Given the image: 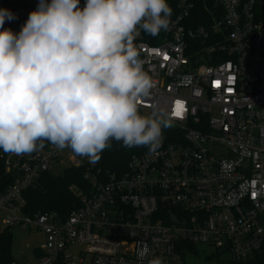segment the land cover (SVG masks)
Here are the masks:
<instances>
[{"label":"built area","instance_id":"1","mask_svg":"<svg viewBox=\"0 0 264 264\" xmlns=\"http://www.w3.org/2000/svg\"><path fill=\"white\" fill-rule=\"evenodd\" d=\"M168 3L169 29L134 40L155 85L141 112L183 104L156 153L137 146L110 170L104 152L93 164L50 143L30 158L0 150L13 178L0 192V236L15 227L41 234L34 264H147L154 256L173 264L186 245L264 262V0ZM0 8L16 17L4 28L19 33L27 11L18 0ZM64 161L84 169L90 194L67 216L31 214L26 192ZM141 242L150 248L144 259ZM3 253L0 264H22Z\"/></svg>","mask_w":264,"mask_h":264},{"label":"clouds","instance_id":"2","mask_svg":"<svg viewBox=\"0 0 264 264\" xmlns=\"http://www.w3.org/2000/svg\"><path fill=\"white\" fill-rule=\"evenodd\" d=\"M172 13L168 0H39L14 33L0 8V150L23 156L47 141L93 164L112 141L156 153L176 115L141 112L155 85L134 40L167 31ZM149 253L141 242L138 258Z\"/></svg>","mask_w":264,"mask_h":264},{"label":"trees","instance_id":"3","mask_svg":"<svg viewBox=\"0 0 264 264\" xmlns=\"http://www.w3.org/2000/svg\"><path fill=\"white\" fill-rule=\"evenodd\" d=\"M112 147L104 150L103 157L107 159L108 167L113 170L117 162H126L136 150L125 148L121 143L112 141ZM45 142V147L48 146ZM85 171L82 168L68 167L61 175H53L52 172L42 175L37 185L26 192V199L31 214L43 213L47 211L59 212L63 216L69 215L73 210L81 207L82 197L91 192L89 183L84 179ZM13 182V178L6 173L5 164L0 159V192H4ZM12 235L8 232L0 236V251L4 250V260H13L10 257V246ZM188 252L197 254V248L192 245L184 246ZM213 254L207 257L212 259ZM220 256V255H219ZM227 264H264L262 259H252L249 261L234 262L228 259Z\"/></svg>","mask_w":264,"mask_h":264},{"label":"rangeland","instance_id":"4","mask_svg":"<svg viewBox=\"0 0 264 264\" xmlns=\"http://www.w3.org/2000/svg\"><path fill=\"white\" fill-rule=\"evenodd\" d=\"M19 10L30 12L37 8L39 0H18ZM20 14L21 11L19 12ZM30 158V154L25 155ZM67 162L54 163L51 170L53 175L63 174ZM12 235V241L10 246V257L22 264H34L37 261V256L34 253L36 246L42 241L41 234H33L24 232L22 229L15 227L10 230ZM197 254L188 253L183 260L174 261L173 264H227L229 257L226 255L213 256L212 259H208L210 255L215 254L211 248L204 246H197Z\"/></svg>","mask_w":264,"mask_h":264},{"label":"snow or ice","instance_id":"5","mask_svg":"<svg viewBox=\"0 0 264 264\" xmlns=\"http://www.w3.org/2000/svg\"><path fill=\"white\" fill-rule=\"evenodd\" d=\"M165 59H167V57H165ZM216 83H217V85H219V81H217ZM182 112H183V104H182V102L177 101L173 114L176 116H181Z\"/></svg>","mask_w":264,"mask_h":264}]
</instances>
